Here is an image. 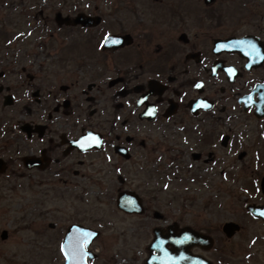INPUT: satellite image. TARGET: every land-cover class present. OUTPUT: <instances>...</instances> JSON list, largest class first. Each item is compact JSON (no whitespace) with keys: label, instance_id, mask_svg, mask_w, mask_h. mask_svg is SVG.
Segmentation results:
<instances>
[{"label":"flooded vegetation","instance_id":"obj_1","mask_svg":"<svg viewBox=\"0 0 264 264\" xmlns=\"http://www.w3.org/2000/svg\"><path fill=\"white\" fill-rule=\"evenodd\" d=\"M51 2L0 0V264L46 228L61 264L69 230L85 264H264V0ZM225 196L244 211L221 224ZM77 200L124 219L131 255L62 223Z\"/></svg>","mask_w":264,"mask_h":264},{"label":"rangeland","instance_id":"obj_2","mask_svg":"<svg viewBox=\"0 0 264 264\" xmlns=\"http://www.w3.org/2000/svg\"><path fill=\"white\" fill-rule=\"evenodd\" d=\"M51 1L53 0H49V4L53 5ZM44 57H56L55 50L53 49L50 50V55ZM79 195H81V193H79V190H77L76 196ZM242 195H244V193L241 194L240 192H238L239 199L241 198ZM21 196L22 194L20 195V197ZM68 202L72 203V201L70 200ZM83 202L85 205L79 200L73 202V204H75V211L73 212L72 206L62 201L61 202L62 207L66 211L64 212L62 210L63 212L57 217L64 224H68L71 221L70 216L71 217L75 216L78 219L86 218L85 223L88 225L93 224L94 226L103 227V235L95 243V247L101 249V252L102 253L104 252L106 257H111L113 255V252L116 250L118 246H120V248L123 246L126 247V249H120L121 251L124 252L125 256L131 255L130 248L128 247L138 246L139 240L137 243L136 241H134V239H131L130 237L128 238L126 236H121L122 233L125 231V229L122 226L123 225L122 220L124 219H122V217L118 215H114V212L108 210L106 207L95 204V202L93 201L88 202L89 203L88 206H87L88 203H86L85 200ZM222 202L223 204L221 206L210 207V210L206 211V213L211 212V213L219 214L218 220L221 221V224H223L226 219L232 218L233 217L232 214L236 213V210L237 211L243 210V207L241 206L240 202H236V199L230 202L225 196L223 197ZM54 205L56 210L58 206V202L56 204L50 203L46 207L52 208ZM111 207H112L111 205L108 206V208ZM85 210H87L88 215L85 214ZM55 215L56 214L54 213V216L52 214L53 217L47 216L46 223H50V222L54 223ZM99 215H103L102 222L97 221ZM124 223L128 227V224H131L132 220L125 219ZM111 224L115 226L114 227L108 226ZM7 245L9 248L20 247V251L28 252L24 254L25 256L24 258H26L27 264H61L62 258L60 257L59 254L56 253V243L53 237V232L48 231L47 228L45 230V235L43 237H36L31 232L24 231L22 233L16 234L15 237L12 240H10V242ZM25 247H35V248L24 249Z\"/></svg>","mask_w":264,"mask_h":264},{"label":"water","instance_id":"obj_3","mask_svg":"<svg viewBox=\"0 0 264 264\" xmlns=\"http://www.w3.org/2000/svg\"><path fill=\"white\" fill-rule=\"evenodd\" d=\"M118 208L119 209H124L127 212H132L135 207L132 205H125L122 203L118 202ZM126 207V208H125ZM250 213H253L255 216L261 217L264 219V207L263 208H249L248 209ZM234 224L232 223H227L224 225L223 229H232ZM77 227H73L72 229H76ZM94 234V235H93ZM96 237V233L88 232V243H90L94 238ZM74 241L73 235L71 234V230H69L66 234V237L64 239L63 243V255L65 257V262L64 264H85L83 256L79 255L78 249L77 248H70L69 246L70 241ZM74 244V243H73ZM81 257V258H80Z\"/></svg>","mask_w":264,"mask_h":264},{"label":"snow or ice","instance_id":"obj_4","mask_svg":"<svg viewBox=\"0 0 264 264\" xmlns=\"http://www.w3.org/2000/svg\"><path fill=\"white\" fill-rule=\"evenodd\" d=\"M105 40L106 41H109L110 40L111 44H113V45H116V44H120L121 43V41L118 38L105 37ZM197 87H199V85H197Z\"/></svg>","mask_w":264,"mask_h":264}]
</instances>
